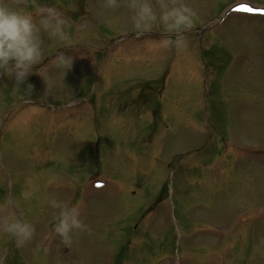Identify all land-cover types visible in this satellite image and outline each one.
<instances>
[{"label":"rangeland","instance_id":"374dc122","mask_svg":"<svg viewBox=\"0 0 264 264\" xmlns=\"http://www.w3.org/2000/svg\"><path fill=\"white\" fill-rule=\"evenodd\" d=\"M150 2L191 20L138 35L127 0H0L65 21L31 95L0 77V264H264V12L209 26L264 0ZM53 199L87 225L66 242ZM11 216L30 239L4 231Z\"/></svg>","mask_w":264,"mask_h":264},{"label":"clouds","instance_id":"9594fccd","mask_svg":"<svg viewBox=\"0 0 264 264\" xmlns=\"http://www.w3.org/2000/svg\"><path fill=\"white\" fill-rule=\"evenodd\" d=\"M127 4L132 13L130 20L138 30V35H143L140 29H146L157 20L170 28L179 29L190 22L193 14L192 9L183 2L172 5L162 3L159 14L150 0H127ZM105 6L114 8L117 6V0H105ZM38 12L41 14L39 21L31 12L0 3V77L6 76L14 80L12 87L28 95H31L33 85L26 84L27 77L46 54V35L62 37L65 23L61 14L51 6L40 7ZM176 35L178 38L168 43L178 48L184 47L185 41L179 38V32ZM57 59L64 63L68 56L60 52ZM24 84L26 88L22 90L21 86ZM29 195L30 192H26L25 198ZM50 204L52 208L59 210L53 230L63 241L70 240L75 230L87 228L80 219L76 206L55 199L51 200ZM3 229L21 243L30 239L34 231L30 223L15 216L5 219Z\"/></svg>","mask_w":264,"mask_h":264}]
</instances>
